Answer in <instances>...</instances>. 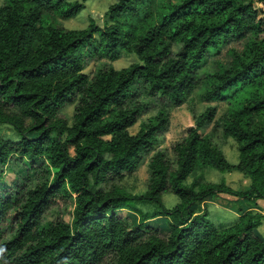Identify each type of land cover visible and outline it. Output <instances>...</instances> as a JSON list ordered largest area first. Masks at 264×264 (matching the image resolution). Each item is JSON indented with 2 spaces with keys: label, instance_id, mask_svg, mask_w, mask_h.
Returning a JSON list of instances; mask_svg holds the SVG:
<instances>
[{
  "label": "trees",
  "instance_id": "obj_1",
  "mask_svg": "<svg viewBox=\"0 0 264 264\" xmlns=\"http://www.w3.org/2000/svg\"><path fill=\"white\" fill-rule=\"evenodd\" d=\"M83 1L0 4V122L19 135H0V264H264V238L252 233L263 214L214 224L199 203L218 192L264 199V19L253 3L264 0H113L102 25L55 23ZM121 50L138 61L114 68ZM197 86L200 100L226 107L215 119L211 105L196 114L172 158L155 149L168 123L163 105L128 131L156 96L179 105ZM69 103L68 120L60 111ZM214 124L235 140L236 162L213 141ZM146 156L135 196L118 181ZM204 166L236 169L249 183L234 189L193 173ZM166 190L178 198L169 208ZM56 197L70 203L69 218L46 220ZM156 215L160 223L147 221Z\"/></svg>",
  "mask_w": 264,
  "mask_h": 264
},
{
  "label": "rangeland",
  "instance_id": "obj_2",
  "mask_svg": "<svg viewBox=\"0 0 264 264\" xmlns=\"http://www.w3.org/2000/svg\"><path fill=\"white\" fill-rule=\"evenodd\" d=\"M2 0H0L1 4ZM113 2V0H84L83 7L73 16L67 18L56 17L53 19L55 23L65 27V28H81L87 25L90 19L93 20L98 25H102L104 22H108L107 15L105 13L107 6ZM254 6L257 9V15L264 19V4L258 1H254ZM232 44V43H231ZM233 44L239 46V42H234ZM175 48V47H174ZM101 61H107L105 58L101 59H91L87 62V65L84 67V71L90 73L96 63ZM138 59L133 52H126L121 50L117 55L116 59L109 61L114 68H119L122 66H126L131 62H137ZM200 89L199 87H195L192 92L188 95V97L179 105H170L161 97L159 99L156 96V101L146 109L140 113L139 117L131 126L128 127V131L130 133H134L137 130L138 122L141 119H144L150 114H153L159 106H164L168 123L167 128L163 132L160 137L159 145L156 148H162L170 158H172V153L170 150L171 144L180 139L184 133L187 126L193 124V117L198 114L201 110L206 106H213L215 108L214 119L217 118L225 109L226 104L223 101H204L200 100L198 93ZM142 93H140L141 95ZM140 99H144V96H140ZM163 103V104H161ZM73 109V103L66 104L61 109V114L66 116L69 120ZM213 125V121H211L208 125L201 128V132H207L210 130ZM215 129L212 132L213 141L218 145L219 149L223 153L226 160L230 163H234L237 160V149L235 140L230 137H224L221 135L220 129L214 124ZM0 135L3 137H7L10 139H17L18 134L13 129V127L6 122H0ZM147 156L140 162L137 168L130 174L124 175L118 183L122 185L127 191H129L132 195L138 196L141 195L144 191L147 181ZM7 167V166H6ZM194 174H201L203 178L209 181L214 182H223L226 185L230 186L234 189H243L245 188L249 180L242 173L237 171L236 169L230 170H218L214 167L204 166L200 169L195 170ZM14 174V171L8 168H5L3 179L5 181H9ZM193 174H189L185 179L184 183H188ZM37 173H33L32 180L38 177ZM161 202L163 206L169 208L172 207L178 200L177 196L171 191H163L160 196ZM242 201H239V200ZM257 200L258 203H254L253 201ZM255 200H248L246 198L236 197L227 193L218 192L212 195L206 196L205 199L200 201V205H204L207 217L214 224L219 223H229L237 218L241 211L247 210L246 207H253L250 210L252 212H261L264 215V199L256 198ZM239 202L243 204V207L239 206ZM134 204L141 211H152L155 206L154 204L145 201V200H135ZM245 207V208H244ZM71 205L68 201H64L61 198H54V201L45 209L43 218L54 219V218H62L68 219L70 215ZM244 208V209H243ZM122 213L124 211L122 210ZM148 222L152 224L160 223L161 217L156 215L147 219ZM264 216L261 218L260 223L252 228V233L258 234L259 236H264Z\"/></svg>",
  "mask_w": 264,
  "mask_h": 264
},
{
  "label": "crops",
  "instance_id": "obj_3",
  "mask_svg": "<svg viewBox=\"0 0 264 264\" xmlns=\"http://www.w3.org/2000/svg\"><path fill=\"white\" fill-rule=\"evenodd\" d=\"M239 201H242V200L240 199ZM253 202H254V203H258L257 200H255V201H253ZM239 203H240L239 206H240V207H243V204H242L241 202H239ZM244 208H245V207H244ZM244 208H243V209H244ZM246 208H247V209H251V208H254V209H255L256 206H253V207H250V206H249V207H246ZM259 212H260V211H259ZM260 213H261V212H260ZM263 216H264V215H263ZM237 217H238V216H237ZM233 221H234V220H233ZM231 222H232V221H231ZM263 226H264V224H263ZM257 235H258V234H257ZM260 237H261V236H260ZM262 238H264V236H263Z\"/></svg>",
  "mask_w": 264,
  "mask_h": 264
}]
</instances>
